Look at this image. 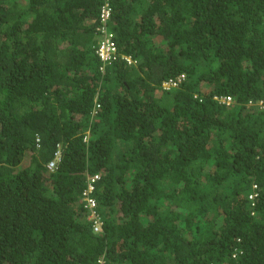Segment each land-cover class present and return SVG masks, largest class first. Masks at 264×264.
Listing matches in <instances>:
<instances>
[{"label": "trees", "instance_id": "obj_1", "mask_svg": "<svg viewBox=\"0 0 264 264\" xmlns=\"http://www.w3.org/2000/svg\"><path fill=\"white\" fill-rule=\"evenodd\" d=\"M261 101L264 0H0V264H264Z\"/></svg>", "mask_w": 264, "mask_h": 264}, {"label": "built area", "instance_id": "obj_2", "mask_svg": "<svg viewBox=\"0 0 264 264\" xmlns=\"http://www.w3.org/2000/svg\"><path fill=\"white\" fill-rule=\"evenodd\" d=\"M100 10H101L100 11V19L102 22H104V24H101V25L96 27V29L100 32L99 34H97V38H99V47H98L97 51H98L99 57L102 60L110 62V60L112 58H114L115 46H114V42L112 39L113 34L105 27L106 26L105 22L109 18V14H110V7H109L108 3L105 2L101 6ZM214 98L219 100L220 102H224L226 104L231 102L230 96H223V97L215 96ZM260 103H262V107L264 109V102L261 101ZM56 156L58 157V153ZM48 167H50V168L54 167V161L49 162ZM96 178H97V175H94V176L89 178L87 189L84 192V194L89 193L93 189V183L92 182ZM86 204L88 207L93 208L95 206V200L90 196H86ZM93 211H95V210L93 209Z\"/></svg>", "mask_w": 264, "mask_h": 264}, {"label": "clouds", "instance_id": "obj_3", "mask_svg": "<svg viewBox=\"0 0 264 264\" xmlns=\"http://www.w3.org/2000/svg\"><path fill=\"white\" fill-rule=\"evenodd\" d=\"M122 57L124 58V60L127 63L134 62V60L132 58H130L129 55H123ZM108 64H109V62H108ZM181 78H182V75H180L179 77H177L176 78V82L179 81ZM176 82H174L173 79L163 80L162 83H161V86L163 88H165V89H168L169 87H172V85L173 86L176 85ZM215 96H217V95H215ZM217 97H223V96H217ZM215 100H217V99H215ZM217 101L220 102L219 100H217ZM220 103H224V102H220ZM224 104H226V103H224ZM95 107L96 108H99L100 107L99 102H95ZM38 140H39V138H36V141H38ZM55 160H57V159H54V161ZM94 175H97V178L92 182L93 183V189L89 193L84 194V192L87 189V185H88V182H89V178L92 177V176H94ZM87 178H88V181L86 183V187L82 191V197H83L82 199L84 201V207L87 210V219H88V221H90V225L92 226L93 232L99 233V231H102L101 228H102L103 221H102V218H101V214L99 212V209H98V205H97L96 199L92 195V192H93V190L95 188V182L99 179V175L98 174H92V175H89ZM86 196H90V197H92L95 200V206L93 208L87 206V204H86ZM257 197H258V188H257L256 184H253L252 185V191L248 194V198L250 199L252 205H253V203L255 201V198H257ZM93 209L95 211H93Z\"/></svg>", "mask_w": 264, "mask_h": 264}, {"label": "rangeland", "instance_id": "obj_4", "mask_svg": "<svg viewBox=\"0 0 264 264\" xmlns=\"http://www.w3.org/2000/svg\"><path fill=\"white\" fill-rule=\"evenodd\" d=\"M228 104H230V102ZM101 218H102V216H101Z\"/></svg>", "mask_w": 264, "mask_h": 264}]
</instances>
